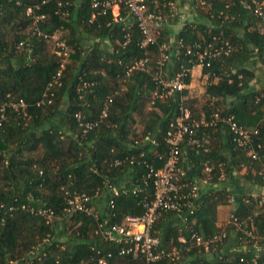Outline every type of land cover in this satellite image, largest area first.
I'll list each match as a JSON object with an SVG mask.
<instances>
[{
  "label": "trees",
  "instance_id": "16d2710c",
  "mask_svg": "<svg viewBox=\"0 0 264 264\" xmlns=\"http://www.w3.org/2000/svg\"><path fill=\"white\" fill-rule=\"evenodd\" d=\"M43 1L0 0V264H95L98 256L107 264H142L140 257L119 255L123 245L104 241L95 229L98 221L121 224L126 216L144 213L141 199L150 201L153 187L151 180L146 186L143 182L149 169L163 163L166 133L180 107L194 120L210 121L217 113L220 118L232 117L248 131H258L252 146L259 157L251 159L236 147L227 126L203 127L199 134L208 140L207 151L181 150L184 181L195 184L196 178L210 176L218 184L221 174L245 166L244 180L264 188V89H250L254 78L250 60L264 67V27L244 0H206L205 5L191 0L203 21L187 22L173 35L166 24L156 43L144 47L137 23L126 17L122 4L121 20H115L111 9L101 14L92 0H61V5ZM174 1L145 0L150 10L167 19ZM28 8L34 16L44 15L37 27L26 15ZM59 30L68 33L66 44L72 50L64 64L61 56L47 50ZM165 42L171 50L179 49L167 78L182 68L188 70L184 78L188 85L192 67L199 64L197 46L224 42L232 46L229 55L201 67L206 84L199 110H193L199 100L192 99L188 89L164 96L155 79L158 46ZM140 60H146L144 69L127 75ZM105 107L106 116L101 118ZM77 114L97 126L83 131ZM134 117L143 120L139 136L131 131ZM147 136L153 144L142 143ZM116 160L120 164L115 165ZM205 166L209 172H204ZM107 184L125 191L113 196ZM133 185L142 192L128 191ZM97 191L100 196L93 202L101 203L98 215L65 212L73 194L94 197ZM229 194L221 187L209 188L200 192L192 214L159 213L151 232L159 249L190 248L191 233L208 239L224 230L226 237L209 253L210 260L196 247L184 250L176 263L164 259L156 264H253L254 238L264 241V200L234 197L229 216L242 223L243 234L227 222L217 225V207L227 203ZM39 210L50 211L51 221L38 215ZM180 234L186 244L178 242ZM256 263L264 264L263 253Z\"/></svg>",
  "mask_w": 264,
  "mask_h": 264
},
{
  "label": "built area",
  "instance_id": "2783aa9c",
  "mask_svg": "<svg viewBox=\"0 0 264 264\" xmlns=\"http://www.w3.org/2000/svg\"><path fill=\"white\" fill-rule=\"evenodd\" d=\"M50 0H44V2ZM61 5V0H56ZM93 7L99 9V13L105 14L106 10L111 9V13L115 20H121L119 17L120 4L127 10V18L134 19L137 23L141 34L143 35V41L141 46H146L156 43V38L160 34V29L164 27L168 19L164 18L160 12L150 10L145 0H92ZM206 0H198V5H205ZM245 6L252 12V14L260 21L264 27V2L259 0H244ZM227 7V6H226ZM26 15L33 17L34 24L44 18V15L34 16L32 9L28 8ZM36 25V24H35ZM37 27V25H36ZM37 30V28L35 29ZM40 35L39 31L38 34ZM46 38V36H44ZM180 45V44H179ZM233 50L227 42L222 44L206 46H197V66L210 67L211 63L215 60L221 59L223 56H227ZM158 59L156 62V77L160 85L164 89V96L171 95L174 91H183L188 89L189 85L185 83V76L188 74V70L180 68L179 72L168 79L169 71L172 64V56L177 57L179 49L171 50V47L166 44L158 46ZM190 50L188 51V53ZM146 60H140L135 62L128 68L127 75L132 69H144ZM63 67V66H61ZM194 67H192L193 69ZM191 69V70H192ZM59 75V73H58ZM156 95V94H155ZM163 96V95H162ZM110 103L111 100L108 99ZM20 106H24L22 101L18 103ZM106 106V105H105ZM107 107H105L101 113V118L106 116ZM264 120V114L262 115ZM76 120L79 125L83 127V131L94 129L97 124L90 121H82L79 114L76 115ZM218 123H221L229 128L233 133V140L237 148L246 150L247 156L251 159H258L257 151L252 146V138L257 135L258 131H248L242 126L237 125L232 117L220 118L217 113L213 115L210 121L204 119L194 120L190 116L188 109L180 107L179 114L171 124L170 129L166 133L165 143L167 145V151L163 157V163L160 168L149 169L143 185H147V179L151 180L153 187L152 199L148 201L146 197L141 199V204L145 211L140 216H126L121 224H107L105 221H98L95 229V234H98L104 241L108 243L122 244L119 251V255H128L134 258H141L142 264H156L161 260L167 259L173 263L180 260V251L163 250L158 248V240L152 236V227L161 212H173L177 215H181L184 211L192 214L199 206L198 200L200 198V189L196 184L184 181L186 175L185 170L180 165V153L183 147H192L195 151L202 150L207 151L208 140L204 137V134L200 130L209 127H216ZM150 142L153 144L148 136L144 137L142 143ZM133 161L130 160V163ZM120 164V160L115 161V165ZM206 172L210 171V167L205 166ZM210 177L205 178V183L209 182ZM107 190L113 195L117 196L120 191L124 192L125 189L114 187L113 185H105ZM142 188L139 185H133L130 191L132 194L142 192ZM100 196V191H97L94 197H90L84 194H73L67 199V205L65 212L67 213H84L92 214L90 207L95 197ZM228 202L233 203V197H228ZM112 203V202H110ZM38 215H41L47 222L51 221L52 213L47 210L37 211ZM228 224H232L236 230L242 231L241 224L233 216H229L227 220ZM226 237L225 231H221L217 235L204 239L201 236L191 233L189 241L195 247L200 248L205 253H212L216 250L217 245ZM262 237L254 238L252 247L255 251V257L252 259L253 264H257L256 260L259 257V253L264 254V241L260 243ZM181 244H186L185 238L180 237ZM92 250H94L92 248ZM187 252L190 251L189 247H185ZM97 255L100 251H96ZM95 264H107L106 260L98 256L94 259Z\"/></svg>",
  "mask_w": 264,
  "mask_h": 264
},
{
  "label": "crops",
  "instance_id": "0c3cea01",
  "mask_svg": "<svg viewBox=\"0 0 264 264\" xmlns=\"http://www.w3.org/2000/svg\"><path fill=\"white\" fill-rule=\"evenodd\" d=\"M177 3H179L180 7H181V5L183 6V10H185V8H187L185 15L182 14V13L179 14V12H177ZM178 9L180 11V8H178ZM172 11H173L172 15L171 14L168 15V22H170V23L167 22V25H166V28L168 29L169 34H172V35L175 34L176 32H178L180 30V28L182 27V25L187 23V22L203 21V18L201 16V14H199L198 12H196L193 9L191 0H175L174 3L172 4ZM177 16H180V18L182 20L181 19H177L178 18ZM185 16H186V18H185ZM250 63H251V65H250L251 67L250 68L254 71V78H253V81L250 84L251 85L250 89L251 90L264 89V67L260 66L259 63L257 62V60H255V59H251ZM196 73H198L199 76H202L204 79L206 78V76L201 74V68L199 66H195L190 71L191 81H190V84H189V87H188L189 95H191L190 94V89H192V86L194 85L192 76L194 74H196ZM238 170L239 171H236V170L233 169L227 175L221 174L219 176V179H218V181H219L218 184L212 183L211 182L212 178L210 176H208V177H210V179H209V182H207V183H205L203 180L198 179V178H196L193 181H195V184L200 189V192L206 191L209 188H213L214 189V188H220L221 187V188H224L225 190L231 192V195L229 194L228 197H233V199H234V197H239V196H244L245 197L247 195H250L253 198H256V196H260V197H262V200H264V188L254 186V185H252V184H250V183H248V182H246L244 180L243 176H244V174L246 173V170H247L245 168V166H240L238 168ZM204 172H206V171L204 170ZM229 178H232V180L229 181ZM234 180H236L238 182H241V183H239V185H236L237 183H235ZM234 204H235V201L233 203H229L228 199H227V203L226 204L220 205V206L217 207V216H216L217 217V225H221V224L223 225V224H225L227 222V220H225L226 219L225 212L228 211V213H230L234 209ZM91 205H92V203H91ZM91 205H90V207L92 209ZM93 212L94 211H92V213ZM94 215H96V214H94ZM180 237L185 238L184 236H182L180 234V236L177 238L178 242H180L179 241ZM185 240H186V238H185ZM190 244H191V242H190ZM190 248L192 249V248H196V247L191 244ZM163 250H165V249H163ZM184 250H185V247H183V249L179 250L180 251V253H179L180 256H181V253L184 252ZM200 252L201 251H199V253ZM202 253L204 254V258H206L207 260H210L212 258L211 254L205 253V252H202ZM187 260H192V258H189Z\"/></svg>",
  "mask_w": 264,
  "mask_h": 264
},
{
  "label": "rangeland",
  "instance_id": "374dc122",
  "mask_svg": "<svg viewBox=\"0 0 264 264\" xmlns=\"http://www.w3.org/2000/svg\"><path fill=\"white\" fill-rule=\"evenodd\" d=\"M180 8V11L179 9ZM186 9L183 10V6L179 5V3H177V12L182 13V14H186ZM178 14V15H179ZM178 18L177 19H181L180 16H177ZM186 18V16H185ZM182 20V19H181ZM182 22V21H181ZM170 23V22H168ZM175 24V23H174ZM67 32L66 31H63V30H59V31H56L55 34L50 38V41H48V51H52L53 53H55L57 56H61V63L64 64V59L67 58L69 56V54L71 53V49L70 47L66 44V38H67ZM165 44L169 45L167 42H165ZM69 59V57H68ZM192 79H193V82H194V85L192 86V89H190V94H191V97H193L192 99H197L199 100L197 105L194 106L192 105L193 107V110H199L201 107H202V104L204 103L205 101V98H204V88H205V84H206V78L204 79L202 76H199L198 73L194 74L192 76ZM122 81H124L122 79ZM124 87H122L120 90H122ZM44 99L46 97V95L43 96ZM44 99H42V103H44ZM50 103V101H48ZM47 102V103H48ZM15 107H18V106H15ZM150 109V106L147 105V108H145V113H147ZM134 120L135 122L131 124V131L134 133V135H137L139 136L142 132V123H143V120H142V117H134ZM232 178H229V181H231ZM235 183H237L236 185H239V183L241 182H238L236 180H234ZM92 211H94L95 214H99V212L101 211V203H98L97 201H94L92 203ZM228 211L225 212V217L227 220L228 219ZM224 220V221H225Z\"/></svg>",
  "mask_w": 264,
  "mask_h": 264
}]
</instances>
